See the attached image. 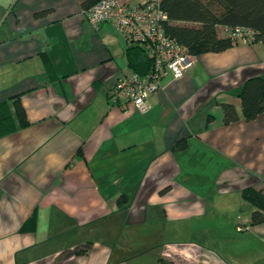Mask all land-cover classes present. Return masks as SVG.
Here are the masks:
<instances>
[{"label":"crops","instance_id":"obj_1","mask_svg":"<svg viewBox=\"0 0 264 264\" xmlns=\"http://www.w3.org/2000/svg\"><path fill=\"white\" fill-rule=\"evenodd\" d=\"M83 1L0 0V103L27 119L0 136V264H264L242 195L264 190V112L245 121L236 95L264 43L193 55L125 113L107 92L129 45Z\"/></svg>","mask_w":264,"mask_h":264},{"label":"trees","instance_id":"obj_2","mask_svg":"<svg viewBox=\"0 0 264 264\" xmlns=\"http://www.w3.org/2000/svg\"><path fill=\"white\" fill-rule=\"evenodd\" d=\"M97 1L84 0L82 6L86 11ZM159 7L167 16L163 24L165 33L193 55L219 53L232 47L231 39L222 31L226 26L249 28L253 31V43H264V0H159ZM125 58L132 72L143 75L150 70L151 60L139 45L129 46ZM236 93L245 121H253L264 112V75L246 80ZM220 106L224 124L240 119L233 104ZM14 114L15 120L7 105L0 103V136L27 125L18 96L14 98ZM185 145V139H180L173 148L183 149ZM242 195L253 206L249 223L264 222V190L247 187Z\"/></svg>","mask_w":264,"mask_h":264},{"label":"built area","instance_id":"obj_3","mask_svg":"<svg viewBox=\"0 0 264 264\" xmlns=\"http://www.w3.org/2000/svg\"><path fill=\"white\" fill-rule=\"evenodd\" d=\"M92 27L112 21L129 46L139 45L151 60L146 74L131 72L120 76L108 90L109 103L121 111L141 114L149 109L148 98L160 86L165 76L180 77L193 61V54L165 33L166 14L159 0L142 3H119L117 0H99L86 10ZM223 33L233 44H252L253 31L249 28L223 27Z\"/></svg>","mask_w":264,"mask_h":264}]
</instances>
